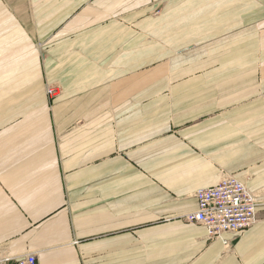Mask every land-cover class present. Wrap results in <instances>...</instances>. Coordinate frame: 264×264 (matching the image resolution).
<instances>
[{
    "label": "crops",
    "instance_id": "crops-1",
    "mask_svg": "<svg viewBox=\"0 0 264 264\" xmlns=\"http://www.w3.org/2000/svg\"><path fill=\"white\" fill-rule=\"evenodd\" d=\"M222 175L257 220L210 240L182 217ZM28 254L264 264V0H0V264Z\"/></svg>",
    "mask_w": 264,
    "mask_h": 264
},
{
    "label": "built area",
    "instance_id": "built-area-1",
    "mask_svg": "<svg viewBox=\"0 0 264 264\" xmlns=\"http://www.w3.org/2000/svg\"><path fill=\"white\" fill-rule=\"evenodd\" d=\"M49 99L60 94L58 86L47 85ZM197 210L184 215L187 224L202 226L210 240H221L225 234H236L256 222L257 201L253 193L234 175H222L220 181L211 188L195 192ZM227 245V242H223ZM9 264H38L35 255L28 254Z\"/></svg>",
    "mask_w": 264,
    "mask_h": 264
}]
</instances>
